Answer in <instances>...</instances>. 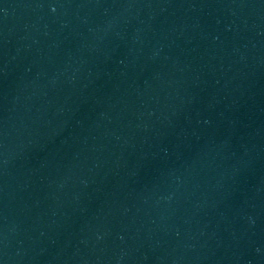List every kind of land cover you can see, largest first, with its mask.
Listing matches in <instances>:
<instances>
[{
  "label": "water",
  "instance_id": "water-1",
  "mask_svg": "<svg viewBox=\"0 0 264 264\" xmlns=\"http://www.w3.org/2000/svg\"><path fill=\"white\" fill-rule=\"evenodd\" d=\"M0 264H264V0H0Z\"/></svg>",
  "mask_w": 264,
  "mask_h": 264
}]
</instances>
